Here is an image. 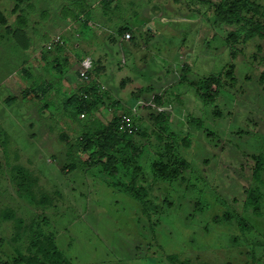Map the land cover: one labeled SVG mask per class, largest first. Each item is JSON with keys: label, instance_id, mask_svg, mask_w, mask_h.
Returning <instances> with one entry per match:
<instances>
[{"label": "rangeland", "instance_id": "374dc122", "mask_svg": "<svg viewBox=\"0 0 264 264\" xmlns=\"http://www.w3.org/2000/svg\"><path fill=\"white\" fill-rule=\"evenodd\" d=\"M184 2H158L167 22L157 17L134 29L126 0H0V264H52L32 248L38 214L49 220L46 236L53 233L40 247L57 246L61 264H264V217L244 206L264 154V37L250 36L246 21L205 25ZM154 5L141 8L154 13ZM85 12L92 26L76 21ZM60 33L64 43L48 51ZM87 57L95 70L79 89ZM220 72L226 90L204 104L189 85ZM93 88L91 113L70 117L66 101ZM160 111L170 113L172 129L198 138L199 158H188L214 195L193 192L184 171L169 184L140 169L144 214L94 170L84 172L89 152L79 139L122 112L137 145L171 166L177 153L149 117ZM227 205L249 218L253 234L225 220Z\"/></svg>", "mask_w": 264, "mask_h": 264}, {"label": "trees", "instance_id": "16d2710c", "mask_svg": "<svg viewBox=\"0 0 264 264\" xmlns=\"http://www.w3.org/2000/svg\"><path fill=\"white\" fill-rule=\"evenodd\" d=\"M105 1L107 4H111L114 0ZM184 3L189 11L205 25L209 21L227 23L246 21V23L252 25L250 36L256 34L264 37V7L255 5L251 0H222L220 3H215L211 0H185ZM81 18H85L87 21L90 20L87 17V12L79 15L76 21L81 22ZM4 21L5 17L0 13V24L4 23ZM123 31L126 32L127 30L123 28L121 32ZM240 35L241 29L235 30L230 34V38L237 42ZM94 70L93 67L88 73L87 80L91 78ZM227 75H231V72H228ZM87 80L81 81L79 89L87 87ZM96 84H98L97 81ZM224 84L225 79L222 72H220L204 79V83L201 85L192 82L189 86L204 104H210L215 102L219 94L226 90ZM84 91L80 95L72 96L66 101L64 108L68 111L70 117L80 113H91L95 102L89 101L88 98L91 93L94 94L96 91L95 88L89 90L90 92L87 89ZM157 99L159 98L157 97ZM8 100L11 103L12 98ZM71 110L73 111L71 112ZM149 117L155 123H162L164 126L163 132L165 131L170 144L169 152L177 153L175 156L176 161L173 165H167L163 161H153L150 150L143 145H137L132 135L133 128L125 120L124 114L118 112L106 125L100 126L95 131H86L81 134L79 146L83 152H89L88 158L85 160L84 172L88 174L87 172L94 170L96 175L101 177L107 186L121 191L132 198L144 214L147 213V196L136 185L138 182L136 173L140 169L143 172L151 173L159 182L167 181L166 183L169 184L176 181L180 173L184 171L188 176V182L193 192L195 191L201 197L204 196L202 193L212 195L213 191L211 192L206 187L205 180L200 176L194 158H188L189 154L194 155L193 153H195L194 156L196 158L199 156L197 152L198 138L193 133L172 129L170 113L167 114L162 111L157 115L151 114ZM188 122L196 124L199 130L202 129L200 119L188 115ZM258 158L260 160L257 161L252 177L249 179V185L244 190L246 194L244 206L247 210H251L254 216L264 217V176L261 173L264 170L263 152H259ZM71 169L74 170V167L71 166ZM201 203L203 204L202 210H206V201ZM226 208L227 211L223 215L225 220L231 221L235 219L244 234H253L254 226L249 218L242 213L234 211L229 205ZM36 218L37 220L34 219L30 227L33 250L41 252L40 256L44 260L51 259L52 264L63 263L65 254L57 246L50 249L40 247L43 238H49V235L53 236V233L49 232V235L46 236L44 232L45 227L49 226L47 217L38 214ZM169 258L179 263L175 256H170ZM37 259H39V256H37ZM180 264L187 263L182 262Z\"/></svg>", "mask_w": 264, "mask_h": 264}, {"label": "crops", "instance_id": "0c3cea01", "mask_svg": "<svg viewBox=\"0 0 264 264\" xmlns=\"http://www.w3.org/2000/svg\"><path fill=\"white\" fill-rule=\"evenodd\" d=\"M144 1H147V0H126L127 2V8L129 7V17H131L132 21H134L135 25L134 26V29H138V25H144L146 24L147 22H149L148 20H153V19H156L157 17H161V22H167V18L165 17V15H163V12H161L157 7H158V2H168V0H152V2L155 4L154 8H155V12L152 13V12H148V14L146 13L145 9L141 8L143 5H144ZM149 3H150V0H148ZM171 1V0H170ZM143 3V4H142ZM148 6V5H147ZM164 6L166 7L167 4H164ZM150 7V6H149ZM171 9V5L169 6ZM141 9V10H140ZM162 11L163 9L160 8ZM174 17H177V15H175ZM90 21V20H89ZM92 23V21H90ZM151 22V21H150ZM94 24V23H92ZM148 28V26H147ZM148 31H150V28H148ZM150 33V32H148ZM87 58H90V57H87ZM91 59V58H90Z\"/></svg>", "mask_w": 264, "mask_h": 264}, {"label": "built area", "instance_id": "2783aa9c", "mask_svg": "<svg viewBox=\"0 0 264 264\" xmlns=\"http://www.w3.org/2000/svg\"><path fill=\"white\" fill-rule=\"evenodd\" d=\"M81 22H84L86 24H88L89 26H92V23L90 21H87L85 18H81ZM131 35L129 33H126L125 35V39L126 40H130ZM64 43V39H63V34H57L53 37L52 41L47 45L46 49L52 50L54 46L56 45H61ZM93 67V61L90 58H85L83 59V61L81 62L80 65V73H79V79L81 81H85L87 80V75L88 73L91 71ZM162 112V111H160Z\"/></svg>", "mask_w": 264, "mask_h": 264}]
</instances>
